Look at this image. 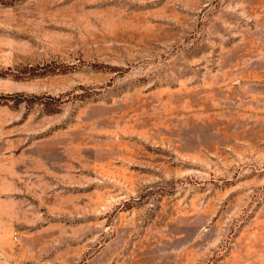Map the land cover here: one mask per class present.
Instances as JSON below:
<instances>
[{
	"label": "rangeland",
	"instance_id": "1",
	"mask_svg": "<svg viewBox=\"0 0 264 264\" xmlns=\"http://www.w3.org/2000/svg\"><path fill=\"white\" fill-rule=\"evenodd\" d=\"M0 264H264V0H0Z\"/></svg>",
	"mask_w": 264,
	"mask_h": 264
}]
</instances>
